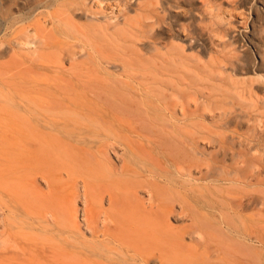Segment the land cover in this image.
Listing matches in <instances>:
<instances>
[{
  "label": "rangeland",
  "instance_id": "1",
  "mask_svg": "<svg viewBox=\"0 0 264 264\" xmlns=\"http://www.w3.org/2000/svg\"><path fill=\"white\" fill-rule=\"evenodd\" d=\"M63 1L77 10L62 26L51 13ZM134 1L46 0L28 10L25 24L4 27L0 43L7 48L12 33L31 25L32 39H48L41 52L51 60L55 36L75 55L64 49L59 66L41 72L0 71V105L39 136L26 140V149L36 147L37 157L61 176L54 200L41 205H63L75 221L64 214L47 224L49 213L32 215L36 185L40 194L49 188L39 176L20 177L18 196L0 195V231L12 233L9 240L0 236V254L12 256L0 264H25L22 251L46 239L65 251L38 254L44 264L93 261V244H106L107 264H162L156 257L144 263L108 234L106 211L111 226L132 231L157 253L168 251L172 264H264V0H141L156 4L160 19L149 37L122 38L110 61L73 27L123 22L135 14ZM8 52L0 63L10 61ZM74 71L89 77L88 84ZM34 92L45 109L29 101ZM86 176L102 212L98 233L85 227ZM150 191L155 199L169 196L173 212L165 215Z\"/></svg>",
  "mask_w": 264,
  "mask_h": 264
},
{
  "label": "bare ground",
  "instance_id": "2",
  "mask_svg": "<svg viewBox=\"0 0 264 264\" xmlns=\"http://www.w3.org/2000/svg\"><path fill=\"white\" fill-rule=\"evenodd\" d=\"M63 2H64L63 6L58 7L57 9L53 10V12L51 13L54 21H56L57 24H62V26L65 24L64 19H68V20L70 19V11L77 10L74 9L76 8V3H73L72 1H63ZM134 2H137L138 5L135 14L132 13H129L130 15L125 14L123 18V22L118 23L117 21L119 20L117 18L116 21H105L104 23H95L93 22V20H89L90 23L88 25L78 26L74 24L73 27L75 31L80 36H82L86 42H88L92 46V48L96 53L102 56L103 59L110 61L113 57L116 56L113 54V52L121 47L123 43L122 38L124 37L125 38L135 37L137 39L147 38L149 37V34L153 30L156 20H158L157 18L160 19V12L158 11V8L155 6L156 4H153L152 2L145 3L142 2L141 0H135ZM112 7L109 8L112 9ZM29 26L31 25L18 29L16 31V35L29 33L30 32V30L28 29ZM52 43L55 45L54 46L55 48L54 52H56L54 54L55 59L53 60L48 59L47 61H45V59L42 58L43 56L40 53L44 45L49 46L48 45L49 41L47 38H45V40L40 42L36 40H31L26 42L25 44L26 47H28V52L30 56L31 57L36 56L35 60H39L43 63L47 62V64H55L59 66L58 60L64 49H66V51L68 50L70 52L71 58L74 59L75 55L74 53H71V46L64 39L55 36L52 40ZM73 73L76 75L78 74L76 71H74ZM77 76H79V78H81L80 81H83V83L86 85L90 81L89 77L88 79H84L81 73L78 74ZM40 80L46 81L47 79L45 77H42ZM30 96H31V100L29 101L33 106H35L36 108L39 107L41 109H45L43 107L45 103L44 98L39 93L34 92ZM1 106L2 105H0V115L2 116L1 118L3 120L2 122L4 128L0 129V195L6 193V195L7 196L10 195V197L14 195L18 196V194L21 192L20 188H18L21 186V183L18 181L20 177H26L30 175V178L32 176L36 178L39 176L46 181L49 188V192L40 194V189L36 185L35 197L33 196L29 200L32 209L31 214L37 216V214H39L43 210L47 214L48 213L50 214V217H48L49 219L47 218L46 220L47 224H50L51 221L53 223L55 222L58 223L64 214L69 216L68 210L65 208V206L61 205L55 207H47L41 205V202L43 201L50 202L54 200L52 197L53 195L52 189L53 186L58 183L59 178L61 176L56 172H54L51 168H49L46 162L44 163L43 160L37 157L39 150L36 147H31V149H34L33 150L34 152L31 153L26 149L28 146V145L26 146V140L33 142L34 140L40 141L38 139L39 136H37L36 133L27 132L28 128L24 123H22L21 121H14L13 119H11L12 111L10 110V108L6 106H2L1 108ZM72 121L75 122L74 119H72ZM65 122H68V120H66ZM43 140L50 141L51 138L48 137L47 139H43ZM97 162L100 161L97 159ZM31 165H33V168H29ZM34 166H36L37 168H34ZM110 169H114V168L110 167ZM122 170L124 172L127 171V166H123ZM16 178L18 179L15 180ZM86 178H87L86 192L88 197V204L86 211L84 213L85 227L92 233H98L100 231V215L102 212L98 205L99 203L97 196H95L92 193L93 180L91 181L92 178L89 176H86ZM69 179L76 181L79 184L78 179L75 176H71L69 177ZM150 193L154 204H157V202L162 203L159 204L158 207L161 208V210L164 212L165 215H169L173 212L174 206L173 203L169 201L171 199L169 196L164 195L162 197L160 195L158 198L155 199V194H153L152 191H150ZM136 207L138 208V211L140 213L141 212L143 214L146 213L141 202L137 204ZM104 213L107 215V219L109 222L108 223L109 225L107 224V226L105 227V231L108 234H111L112 237L120 244L122 245L127 244V247L129 245V248L135 252L136 257L141 259L144 263H147L149 260H151L154 257H156V259H159L162 264L175 263V260L173 259L174 260L173 261L171 259L168 251L159 250V252L157 253L156 252L157 249H155L154 246H150V245L143 246L142 244H145L143 243L145 242V240H143L142 237H139L137 234L133 233L132 231H128V230L125 231L122 228H117V227L114 228L113 226H111L110 223L113 220H111L107 211ZM71 219L75 221L74 218ZM180 233L181 235L184 233L186 234L184 230H181ZM11 234L12 233L8 230L0 231V236L1 237L6 236L8 240ZM194 235L202 236V233L195 232ZM31 239L36 241L38 240L36 237H31ZM1 243L4 246L7 244L6 241H3ZM40 244L36 245L35 243L36 245L35 249L37 248L38 250L37 252L35 251V249L27 253L22 251V257L24 256L25 259L24 263L26 262L25 264H35V263L44 264L45 261L38 254L45 252L47 249H51V251H53V254H60L59 251H65V249L62 246H59L55 242H52L51 239L43 240L42 243ZM90 248L92 250L93 255H95L96 259L93 261L88 259H83L84 264H107L104 258V250L108 249L106 244H93L91 245ZM29 249L30 248H28V250ZM67 252L69 254L70 253L73 254V252L69 249L67 250ZM50 257L52 258V260L55 259L54 257H52V255ZM11 258H12L11 255L0 254V259H1L0 263H5L6 260H9ZM183 259L187 260L186 257L181 258V260ZM133 263L134 261L132 263L129 260L127 261V264H133Z\"/></svg>",
  "mask_w": 264,
  "mask_h": 264
},
{
  "label": "crops",
  "instance_id": "3",
  "mask_svg": "<svg viewBox=\"0 0 264 264\" xmlns=\"http://www.w3.org/2000/svg\"><path fill=\"white\" fill-rule=\"evenodd\" d=\"M45 2L46 0H0V36L4 35V27L7 25L25 24L24 15L28 10L39 9L43 7ZM31 37L30 32L19 35H16V32H14L11 35L10 46L8 48L6 44L0 43V56L1 52H8V50L10 54V61L0 63V71H10L22 75L32 72L34 69L38 72L48 69L49 64L47 62L43 63L30 56L25 43L35 40ZM4 47H6L5 50H3ZM40 53L45 61L50 59L49 55H45L41 51ZM23 77L26 76L23 75ZM15 87L17 88V82H15Z\"/></svg>",
  "mask_w": 264,
  "mask_h": 264
}]
</instances>
